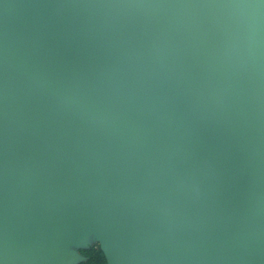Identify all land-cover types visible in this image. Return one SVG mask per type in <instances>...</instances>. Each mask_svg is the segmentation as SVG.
<instances>
[{
	"label": "water",
	"instance_id": "95a60500",
	"mask_svg": "<svg viewBox=\"0 0 264 264\" xmlns=\"http://www.w3.org/2000/svg\"><path fill=\"white\" fill-rule=\"evenodd\" d=\"M0 153L4 264H264V5L2 0Z\"/></svg>",
	"mask_w": 264,
	"mask_h": 264
},
{
	"label": "trees",
	"instance_id": "16d2710c",
	"mask_svg": "<svg viewBox=\"0 0 264 264\" xmlns=\"http://www.w3.org/2000/svg\"><path fill=\"white\" fill-rule=\"evenodd\" d=\"M82 254L84 259L78 264H107L105 255L98 244L83 249Z\"/></svg>",
	"mask_w": 264,
	"mask_h": 264
},
{
	"label": "rangeland",
	"instance_id": "374dc122",
	"mask_svg": "<svg viewBox=\"0 0 264 264\" xmlns=\"http://www.w3.org/2000/svg\"><path fill=\"white\" fill-rule=\"evenodd\" d=\"M99 245V242L96 238V236L92 232H85V238L82 244L80 245H69L67 247L68 250H72L75 254L79 256V259L75 261L74 264H78L80 260L84 259V256L82 254V250L90 247L91 245ZM100 246V245H99Z\"/></svg>",
	"mask_w": 264,
	"mask_h": 264
},
{
	"label": "snow or ice",
	"instance_id": "6c2138e0",
	"mask_svg": "<svg viewBox=\"0 0 264 264\" xmlns=\"http://www.w3.org/2000/svg\"><path fill=\"white\" fill-rule=\"evenodd\" d=\"M0 2H2V0H0ZM260 2L262 5H264V0H260ZM0 185H2V153H0ZM0 200H2V197H0ZM2 253H3V224H2V219H0V264H4Z\"/></svg>",
	"mask_w": 264,
	"mask_h": 264
}]
</instances>
